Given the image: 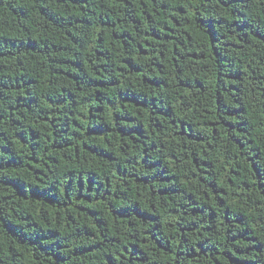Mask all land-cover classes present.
<instances>
[{"label":"trees","instance_id":"1","mask_svg":"<svg viewBox=\"0 0 264 264\" xmlns=\"http://www.w3.org/2000/svg\"><path fill=\"white\" fill-rule=\"evenodd\" d=\"M0 264H264V0H0Z\"/></svg>","mask_w":264,"mask_h":264}]
</instances>
